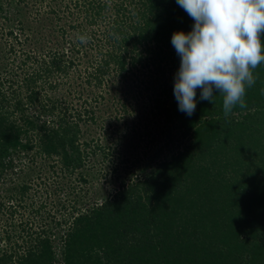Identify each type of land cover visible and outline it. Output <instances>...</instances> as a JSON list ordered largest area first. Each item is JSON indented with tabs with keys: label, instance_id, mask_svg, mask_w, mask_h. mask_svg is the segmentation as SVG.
<instances>
[{
	"label": "trees",
	"instance_id": "obj_1",
	"mask_svg": "<svg viewBox=\"0 0 264 264\" xmlns=\"http://www.w3.org/2000/svg\"><path fill=\"white\" fill-rule=\"evenodd\" d=\"M193 23L176 0H0V180L36 172L46 196L49 176H71L91 156L122 170L126 160L110 159L115 142L86 136L103 117H137L123 121L134 133L150 117L160 135L152 170L117 175L113 192L86 208L68 192L47 209L39 193L26 204L19 175L15 204L5 195L0 214L26 216L0 230L11 242L18 227L20 239L0 248V264H264V64L246 108L226 117L219 93L210 103L197 89L186 115L173 94L171 36Z\"/></svg>",
	"mask_w": 264,
	"mask_h": 264
},
{
	"label": "clouds",
	"instance_id": "obj_2",
	"mask_svg": "<svg viewBox=\"0 0 264 264\" xmlns=\"http://www.w3.org/2000/svg\"><path fill=\"white\" fill-rule=\"evenodd\" d=\"M192 18L191 31H175L171 44L180 58L173 94L181 112L191 116L200 99L222 97L227 117L246 108V87L256 83L254 70L264 64V0H176ZM85 42L84 37H80ZM264 95V88L260 90Z\"/></svg>",
	"mask_w": 264,
	"mask_h": 264
},
{
	"label": "rangeland",
	"instance_id": "obj_3",
	"mask_svg": "<svg viewBox=\"0 0 264 264\" xmlns=\"http://www.w3.org/2000/svg\"><path fill=\"white\" fill-rule=\"evenodd\" d=\"M14 4L13 1L6 5L4 3L3 7L9 9L13 8ZM8 16H10V13H8ZM2 21V20H1ZM108 105V102L106 103ZM113 105V103H112ZM114 106L117 107V105H113L112 109H110L106 114H113ZM105 115V114H104ZM106 119H103L102 127L99 129L97 126H90V131H88L87 137H98L99 142L101 143H110V146L113 142L116 143L115 148L112 149L113 154L110 156V159L117 163V161L126 160L127 162H121L119 166L122 167V165H125L122 167V170L120 171H113L111 172L109 166L107 165L106 161H103L102 159H99L97 155L91 156L89 158V161L92 162L91 164H88L77 171H74L71 176L68 177H57L54 178V182H51L52 177H48V180H46V186L47 190L49 191L47 195L45 196L44 193H41V185L39 186L37 182V178H33V176L36 174V172L31 171H25L14 174H8L5 173L3 175V180H0V199L4 201L6 204V198L5 195H11L10 203L15 204L14 199H17L18 193L15 190L16 186L19 185V182L17 181V178L20 177L19 175H22V179L24 182L29 183L30 190L27 192V196H31L29 199H25L24 203L28 204V202L37 203L38 198L37 195L41 194V199H44V203L46 204V208H49V205H54L53 203L62 202V200H66V193L70 195L71 197L73 194L76 195V206H79L81 208H86L87 206L91 205L92 203L100 202L102 199L107 195V193H112L113 190L117 186V175H125V178H134V176L141 177L146 172L152 170L154 167L155 157L151 158V153L149 151L151 145L156 144V140L159 139V134L156 132V124L153 122V119L150 117H145L144 119H141L139 122V127L135 133L131 132L129 130H124L123 123L129 125V122L131 120L136 121L137 117H103ZM124 121V122H123ZM110 123L111 126L109 129L106 128V124ZM138 122V120H137ZM150 122V123H149ZM144 124H147V127H144ZM115 127L119 128L117 131V134L115 137L111 138L109 136H105V130H108L109 132L111 129H114ZM105 128V130H103ZM124 131L126 133H124ZM145 132H148V135L145 137ZM124 133V137H118V134ZM154 137V138H152ZM148 142V143H147ZM108 146V145H106ZM117 152V153H114ZM136 161L133 165V167L130 165L131 163ZM35 171H37L35 169ZM47 172V171H46ZM78 172L81 173V175L86 179V183H81V186H79V182H77V174ZM56 175V174H55ZM62 176V175H61ZM21 180V179H20ZM68 186V188H67ZM75 186H78V190L75 188ZM76 189V190H75ZM68 190V191H67ZM71 193V194H70ZM26 197V195L24 196ZM70 199V198H68ZM35 206V205H34ZM19 212L23 214L22 217L19 216ZM9 213V212H8ZM56 217L58 212H55ZM0 214V230L4 231V229L8 230L9 224H15L18 222L19 218H22L26 216V211L21 212V209L18 208V211L11 215L12 220H10L8 217L9 215ZM31 221V225H37V219L36 217L29 218ZM48 221V220H47ZM50 226V225H49ZM52 226V225H51ZM18 227L15 228V233L12 234L10 241H17L20 242V239L15 237L16 232H18ZM0 235H2V232L0 231ZM19 235H22L20 232ZM22 237V236H21ZM7 240H3L0 238V248H7L9 247L10 243Z\"/></svg>",
	"mask_w": 264,
	"mask_h": 264
}]
</instances>
